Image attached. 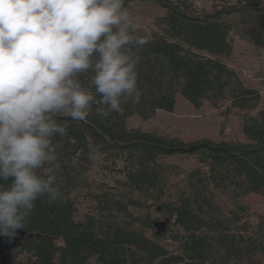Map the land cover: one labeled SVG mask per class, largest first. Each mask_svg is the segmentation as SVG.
<instances>
[{
  "label": "trees",
  "instance_id": "trees-1",
  "mask_svg": "<svg viewBox=\"0 0 264 264\" xmlns=\"http://www.w3.org/2000/svg\"><path fill=\"white\" fill-rule=\"evenodd\" d=\"M209 2L125 0L127 9L162 10L150 35L137 30L147 38L140 100L107 118L93 110L85 121L67 120L56 137L61 194L38 199L25 228L0 237V264H264L262 95L225 61L232 36L264 50V0ZM178 95L198 108L227 103L240 136L186 143L129 126L133 117L173 112ZM99 159L111 181L94 177Z\"/></svg>",
  "mask_w": 264,
  "mask_h": 264
},
{
  "label": "clouds",
  "instance_id": "clouds-1",
  "mask_svg": "<svg viewBox=\"0 0 264 264\" xmlns=\"http://www.w3.org/2000/svg\"><path fill=\"white\" fill-rule=\"evenodd\" d=\"M146 43L125 0H0V237L59 198L67 120L139 102Z\"/></svg>",
  "mask_w": 264,
  "mask_h": 264
},
{
  "label": "rangeland",
  "instance_id": "rangeland-1",
  "mask_svg": "<svg viewBox=\"0 0 264 264\" xmlns=\"http://www.w3.org/2000/svg\"><path fill=\"white\" fill-rule=\"evenodd\" d=\"M210 0H199L201 6L210 5ZM137 30L145 35H150L154 30L155 17L162 14V10L152 3H137L129 9ZM234 50L232 55L225 59L232 67L244 85L261 92L264 107V50L251 45L237 36H232ZM227 103H222L219 108L204 102L201 107H196L182 96H177L173 112L158 111L148 120L133 117L128 121L130 127L141 128L145 131H157L172 137H178L186 143H195L204 139L219 142L232 140L239 135L235 114L232 117L225 115ZM171 161L184 167L194 164V159L175 157ZM101 160L97 161L95 170L96 179H112L111 172H104Z\"/></svg>",
  "mask_w": 264,
  "mask_h": 264
},
{
  "label": "water",
  "instance_id": "water-1",
  "mask_svg": "<svg viewBox=\"0 0 264 264\" xmlns=\"http://www.w3.org/2000/svg\"><path fill=\"white\" fill-rule=\"evenodd\" d=\"M156 226L159 229V233H160L165 229L166 224L160 222V223H157Z\"/></svg>",
  "mask_w": 264,
  "mask_h": 264
}]
</instances>
